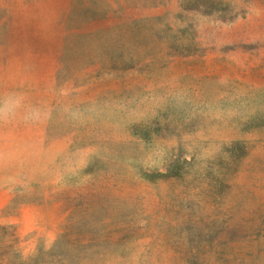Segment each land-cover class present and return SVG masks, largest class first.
Wrapping results in <instances>:
<instances>
[{
	"label": "rangeland",
	"instance_id": "obj_1",
	"mask_svg": "<svg viewBox=\"0 0 264 264\" xmlns=\"http://www.w3.org/2000/svg\"><path fill=\"white\" fill-rule=\"evenodd\" d=\"M0 264H264V0H0Z\"/></svg>",
	"mask_w": 264,
	"mask_h": 264
}]
</instances>
